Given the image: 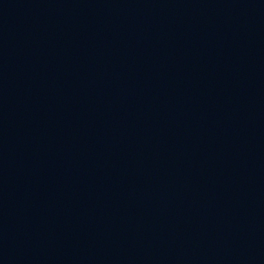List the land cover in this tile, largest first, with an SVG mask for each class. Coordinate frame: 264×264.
Instances as JSON below:
<instances>
[{
    "label": "water",
    "instance_id": "95a60500",
    "mask_svg": "<svg viewBox=\"0 0 264 264\" xmlns=\"http://www.w3.org/2000/svg\"><path fill=\"white\" fill-rule=\"evenodd\" d=\"M0 264H264V0H0Z\"/></svg>",
    "mask_w": 264,
    "mask_h": 264
}]
</instances>
